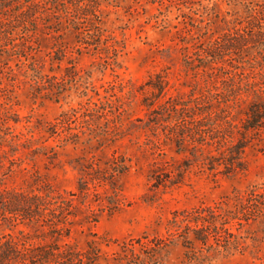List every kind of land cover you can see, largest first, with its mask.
<instances>
[{"label": "rangeland", "instance_id": "374dc122", "mask_svg": "<svg viewBox=\"0 0 264 264\" xmlns=\"http://www.w3.org/2000/svg\"><path fill=\"white\" fill-rule=\"evenodd\" d=\"M259 1L99 0L95 15L38 17L14 49L0 47V191L63 195L74 213L60 226L0 216V241L12 235L22 252L10 264L53 246L73 258L66 264H264V129L245 149L246 169L227 175L186 169L185 154L146 124L153 106L235 81L222 70L256 75L264 58L254 45L232 60L237 69L212 73L190 68L185 53L242 32ZM159 79L162 91L149 82ZM65 111L74 116L57 128ZM202 207L218 231L206 244L189 232L188 242L175 213Z\"/></svg>", "mask_w": 264, "mask_h": 264}, {"label": "trees", "instance_id": "16d2710c", "mask_svg": "<svg viewBox=\"0 0 264 264\" xmlns=\"http://www.w3.org/2000/svg\"><path fill=\"white\" fill-rule=\"evenodd\" d=\"M97 10L99 0H0V47L14 49V34L19 28L30 30L29 25L35 23L38 17L47 15L62 22L64 13L72 12L74 16L80 13L83 14L82 17H87L90 14L95 15ZM251 10L246 29H242V32L237 30L233 34L226 33L213 43L200 46L196 52H186V64L192 69L202 66L204 70H211V73L215 69H225L227 64L237 69L239 65L232 60L236 59V55L242 54L248 46L253 45L257 46L258 52L264 58V30L261 29L264 22V0L254 3ZM263 68L264 64L252 66L256 75L245 71L233 72L230 71L231 68L222 70L225 74L224 81H235L226 82L221 89L216 88L215 91L208 89L199 94L193 91L187 100H167V103L153 106L146 124L156 133L161 130L165 139L170 140L178 152L185 154L182 164L186 169L193 163H201L202 166L227 175L244 170L245 149L264 129V82L255 81L258 74L264 77ZM149 82L161 91L164 89V86H161L164 82L162 79ZM245 94H251L253 98L244 108V116L237 118L236 113ZM153 103L150 102L149 105L152 106ZM72 116L74 113L71 111L62 112L56 127H64L66 120ZM181 172L179 168L178 175H181ZM155 178L157 184L163 181L160 176ZM81 188L86 189L83 186ZM72 207V201L59 194L46 192L27 197L21 193L8 194L7 191H0V216L3 218L16 220L22 217L50 221L60 226L74 214ZM208 208L202 207L187 214L175 213L173 222L176 228H181L180 222H188L184 226L185 233H181L186 241H190L187 233L191 232L197 240L206 244L209 243L211 233L218 231L216 224L213 225V230L211 228L213 222L209 218L210 215H215V211L207 213ZM163 241L160 239L157 245ZM53 248L43 249L30 258V263H26L32 264L40 258L47 261L52 256L56 262L66 264L65 261L70 258L64 251L55 250L59 248ZM21 253L19 242L12 235L0 241V264L21 260ZM94 255L97 253L93 252L91 256L86 254L89 263L94 259ZM64 257L65 259L61 260ZM77 259L83 260L81 256H77Z\"/></svg>", "mask_w": 264, "mask_h": 264}]
</instances>
